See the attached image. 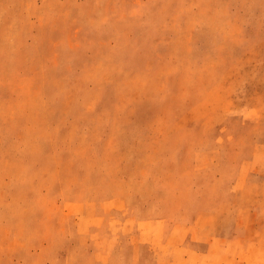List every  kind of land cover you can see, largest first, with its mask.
<instances>
[{"label":"rangeland","instance_id":"rangeland-1","mask_svg":"<svg viewBox=\"0 0 264 264\" xmlns=\"http://www.w3.org/2000/svg\"><path fill=\"white\" fill-rule=\"evenodd\" d=\"M192 119L264 138V0H0V264H98L82 204Z\"/></svg>","mask_w":264,"mask_h":264},{"label":"crops","instance_id":"crops-1","mask_svg":"<svg viewBox=\"0 0 264 264\" xmlns=\"http://www.w3.org/2000/svg\"><path fill=\"white\" fill-rule=\"evenodd\" d=\"M179 121L186 134L151 162L134 154L122 189L83 203L75 229L88 222L98 264H264V138Z\"/></svg>","mask_w":264,"mask_h":264}]
</instances>
